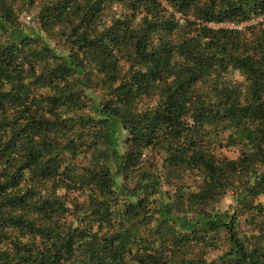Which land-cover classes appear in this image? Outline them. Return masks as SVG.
I'll use <instances>...</instances> for the list:
<instances>
[{"label":"trees","instance_id":"trees-1","mask_svg":"<svg viewBox=\"0 0 264 264\" xmlns=\"http://www.w3.org/2000/svg\"><path fill=\"white\" fill-rule=\"evenodd\" d=\"M262 194L264 0H0V264H264Z\"/></svg>","mask_w":264,"mask_h":264},{"label":"rangeland","instance_id":"rangeland-1","mask_svg":"<svg viewBox=\"0 0 264 264\" xmlns=\"http://www.w3.org/2000/svg\"><path fill=\"white\" fill-rule=\"evenodd\" d=\"M236 76H238V74H236ZM222 142L225 143V141ZM217 152L227 156L228 158H237L240 154V149L236 146H224L222 148H219ZM88 155L91 154L89 153ZM149 158H151V160L154 159L157 164L162 165L161 162L162 160L160 157L149 156ZM189 182L193 184L194 188H196V186L198 185V182H195V177L190 178ZM60 192L63 193L64 190ZM84 198L85 196H82L81 200H83ZM232 203H233V198L228 196L222 200L219 206L221 207V209H227L230 207ZM255 203L261 204L264 207V194L258 196L257 199L255 200ZM239 217H240L239 231L241 232L242 235H250L252 233L257 232L256 230H254V228L256 227L255 221L257 222L264 221V212H261V214H259L256 209H253L245 212ZM221 243L224 244H222L220 247H214V248L204 247L201 244H197L196 247L191 248L192 257L197 258L198 256H200L204 261H206L207 264H222L221 257L223 256V254L227 249V244L226 242H224V240H221Z\"/></svg>","mask_w":264,"mask_h":264}]
</instances>
